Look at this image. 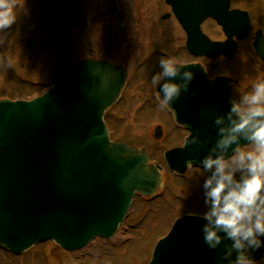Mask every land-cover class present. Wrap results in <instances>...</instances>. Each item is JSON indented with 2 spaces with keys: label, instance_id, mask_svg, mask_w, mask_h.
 I'll return each mask as SVG.
<instances>
[{
  "label": "water",
  "instance_id": "95a60500",
  "mask_svg": "<svg viewBox=\"0 0 264 264\" xmlns=\"http://www.w3.org/2000/svg\"><path fill=\"white\" fill-rule=\"evenodd\" d=\"M168 3L190 34L192 54L210 58L235 54L231 41L212 44L200 38L198 30L213 17L230 38L237 35L226 31L240 20L228 13L230 0ZM254 47L264 60L260 34ZM185 70L195 73L192 91L169 107L177 121L195 126H189L192 135L184 148L165 155L170 170L181 174L190 164L202 167L217 139L214 120L225 115L232 103L228 80L209 81L196 65ZM127 78L123 67L83 60L57 69L52 87L34 100L0 101V247L17 256L47 241L69 252L82 250L96 238L109 240L117 233L136 193L152 196L159 190L161 167L148 163L146 150L111 142L104 122ZM195 135L206 143L194 150L188 141ZM161 137L158 128L156 138ZM247 143L241 141V146ZM203 224L199 217L179 219L157 244L151 264H222L225 246L210 249L203 241ZM263 254L261 249L254 255L261 260Z\"/></svg>",
  "mask_w": 264,
  "mask_h": 264
},
{
  "label": "rangeland",
  "instance_id": "374dc122",
  "mask_svg": "<svg viewBox=\"0 0 264 264\" xmlns=\"http://www.w3.org/2000/svg\"><path fill=\"white\" fill-rule=\"evenodd\" d=\"M8 2L16 20L0 29V99H20L32 89L44 93L51 86L55 70L80 60L104 59L121 64L127 68L131 84L122 101L107 112V124L115 141L145 146L152 158L163 165L161 157L166 144L173 147L176 140L168 135L158 141L153 137L160 122L166 124V131L173 129L155 98L157 89L151 87V78L159 71L161 56L191 60L178 49L174 23L161 19L164 0ZM254 69L257 67L250 64L251 79L262 73L256 74ZM175 180V176L164 171L167 187H172ZM194 181L196 193L173 185V200L167 206H162L161 196L150 205L144 198H136L137 212L111 240L96 239L75 253H67L53 242L37 246L21 257H11L0 250V264H148L153 247L170 220L185 212L198 215L205 211L199 187L203 182L200 178ZM175 199V205H184V209L171 205Z\"/></svg>",
  "mask_w": 264,
  "mask_h": 264
},
{
  "label": "clouds",
  "instance_id": "9594fccd",
  "mask_svg": "<svg viewBox=\"0 0 264 264\" xmlns=\"http://www.w3.org/2000/svg\"><path fill=\"white\" fill-rule=\"evenodd\" d=\"M15 20L12 5L0 0V29ZM158 68L151 87L157 89L155 98L162 108L192 91L195 73L185 70L179 59L161 56ZM214 126L217 139L200 167L205 211L198 215L204 221L203 241L212 250L225 246L222 264H264L254 255L264 249V81L234 100ZM241 141L248 143L241 146ZM188 143L195 150L206 141L195 135Z\"/></svg>",
  "mask_w": 264,
  "mask_h": 264
},
{
  "label": "flooded vegetation",
  "instance_id": "af4514ba",
  "mask_svg": "<svg viewBox=\"0 0 264 264\" xmlns=\"http://www.w3.org/2000/svg\"><path fill=\"white\" fill-rule=\"evenodd\" d=\"M164 2H165V8L161 16V19L163 21H169L174 23V28L178 31V33H176L178 34L177 39L180 42L178 44L179 46L178 49H182L181 51H183V54L191 59L187 61L179 59L181 62H183L184 66H189V65L200 66L202 71L207 74V77L210 81H215L220 78L228 80L229 81L228 87L231 89L232 102L234 100H239L241 95L247 94L249 91H251L254 84L257 83L258 81H264V60L258 57L253 49V44L257 40L259 34L261 36H264V0H230L229 12H240V15L242 16H239L240 20L237 21L235 24H230L229 27L226 28V31H243V32L248 31V32L246 36L242 39H239L237 36H234L231 39L232 42L236 44V54L233 58H226L225 56H219L215 59H209L206 56H196L189 52V50L187 49L188 34L185 28L183 27V25L180 23L177 16L175 15L173 8L166 3V0H164ZM248 19H250V22ZM200 30L212 42H225L228 39L227 35L223 32L225 31V29L222 28L213 18H207L206 20H204L200 25ZM173 34L175 33H172V35ZM165 50L167 49L165 48ZM250 64L251 65L254 64L257 67V69H254V72L256 71V74L262 72L258 77H256V79H251L252 76L251 77L248 76L250 75L249 73ZM148 107L152 109L156 108L155 106L152 105ZM162 111H165L167 113L169 118V127L173 130L166 131L165 130L166 124L160 122L156 127L162 128L163 130L162 137L160 139H156L155 134L153 135V137L155 140L158 141V140H163V138L168 135L167 137L172 136L176 140L175 145L173 147L171 146L172 148L169 147L170 145L166 144L167 147L162 152V157H163L164 153L167 150L177 147H183L187 141V138L190 136L191 133L188 128L190 124L186 125L184 123H177L173 113L167 107L162 108ZM157 120L160 121V118H158ZM169 132L171 133L169 134ZM113 140L115 141V139ZM130 145L133 148L137 147L132 144ZM141 148H145V146ZM246 150H251V148L248 147ZM147 151L149 153L150 159L157 162L155 159L152 158V155L150 153L151 151L148 149ZM201 173H202V169L200 167L190 166L188 171L184 175L172 174L173 176L176 177V180L173 182V185L174 186L176 185V187H184L196 193V186H195L196 182L194 180H198L200 178V180L203 182V177L201 176ZM172 187H165L164 184V188H163L164 191L161 195V200H160L162 206H167L168 205L167 203L173 200L171 196H173L172 191L174 189ZM199 187L202 188L201 191H203V187L200 185ZM197 195H199V193H197L196 196ZM177 200L178 199H175V201L171 205H173L176 208H180L181 207L180 204L178 207L175 205V202ZM183 206L181 208H183ZM185 213H182L180 216H177L176 218L169 221V223L166 226L165 234L162 237H165L167 235L166 233L168 232L167 230L169 228V225L174 223L176 219H178L181 216L188 215L187 213L186 214ZM261 261L263 262L264 258Z\"/></svg>",
  "mask_w": 264,
  "mask_h": 264
},
{
  "label": "trees",
  "instance_id": "16d2710c",
  "mask_svg": "<svg viewBox=\"0 0 264 264\" xmlns=\"http://www.w3.org/2000/svg\"><path fill=\"white\" fill-rule=\"evenodd\" d=\"M42 90H36L35 89H32L27 95H25V97L21 98V99H31V98H34V97H37L38 95L42 94L41 93Z\"/></svg>",
  "mask_w": 264,
  "mask_h": 264
}]
</instances>
